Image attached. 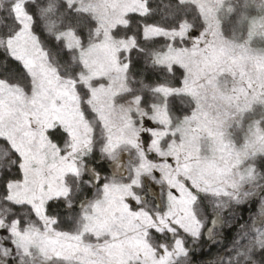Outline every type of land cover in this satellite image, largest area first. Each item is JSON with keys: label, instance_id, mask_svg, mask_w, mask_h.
Masks as SVG:
<instances>
[{"label": "snow or ice", "instance_id": "6c2138e0", "mask_svg": "<svg viewBox=\"0 0 264 264\" xmlns=\"http://www.w3.org/2000/svg\"><path fill=\"white\" fill-rule=\"evenodd\" d=\"M0 264H264V0H0Z\"/></svg>", "mask_w": 264, "mask_h": 264}, {"label": "rangeland", "instance_id": "374dc122", "mask_svg": "<svg viewBox=\"0 0 264 264\" xmlns=\"http://www.w3.org/2000/svg\"><path fill=\"white\" fill-rule=\"evenodd\" d=\"M243 215H244V218L247 219L248 213L245 212ZM243 222H244L243 220L240 221V223H243ZM234 233H235V229H233L232 233H225V234L231 236ZM218 250L222 251V249L220 248L219 245L212 246L210 242L206 241L205 246L203 248L205 255L201 256L200 258L201 259H210ZM198 255H199V253H198Z\"/></svg>", "mask_w": 264, "mask_h": 264}]
</instances>
